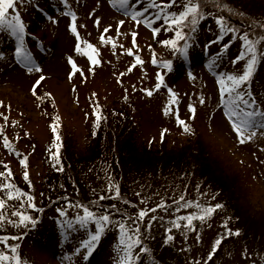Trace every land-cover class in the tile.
<instances>
[{"label":"rangeland","instance_id":"rangeland-1","mask_svg":"<svg viewBox=\"0 0 264 264\" xmlns=\"http://www.w3.org/2000/svg\"><path fill=\"white\" fill-rule=\"evenodd\" d=\"M14 1L16 10L25 14H20L22 20H28V28L35 34L29 44L34 48L28 50L35 62L40 64L45 78L36 94H33L32 84L40 73H29L15 62L12 55L16 40L0 29V51L6 54L0 57L5 58L0 61V100L4 101L0 105V112L8 117L7 122L0 117V124L4 125L5 133L20 151V155L9 151L0 139V161L7 162L13 172L16 171V175L12 176L13 183L27 182L23 178L24 166L19 163L21 155H25L28 157L29 175L36 182V194L41 196L43 193L40 190L56 185L55 180L46 179L49 170L55 169L56 165L51 164L54 160L50 162L48 154L53 139L50 121L58 115L59 143L65 147L59 150L66 151L65 159L61 161L59 156L60 165L66 170L69 163L74 164L69 174L74 172L75 180L79 181L89 205L103 193L105 199L98 200L101 205H93L94 208L112 211L110 205H115L131 216L139 207L145 206L141 197L149 208L158 204L162 197L168 201L167 211L156 209L155 213L150 212L145 220L139 221L142 243L134 250L146 246L148 251L140 253L136 264H158L157 258L166 264H203L204 261L207 264H264V135L260 134L264 132V125H257V134L250 141L238 143L230 123L223 115V107L219 105V87L216 83L218 73H239L246 63V57L232 62L242 50L239 39L242 31L234 27L245 20L232 13L214 14L205 7L207 15L198 21L195 30L187 29L192 32L194 42L192 64L187 67L185 65L189 61H185L184 69L182 66L174 67L167 78L168 82L164 80L161 88L149 96L143 88L154 89L155 77L163 65L153 64L151 54L163 57L162 60L175 56L169 46L159 43L174 34L171 30H161L153 35L142 17L139 23L134 22L131 16L125 15L124 10L110 0H68L67 5L64 0ZM143 1L136 7L142 6ZM258 1L234 0V5L255 7L260 9L256 13L263 15L264 0H261L263 3ZM129 3L134 4L135 0H129ZM169 7L179 9L181 5ZM69 10L77 14L76 25L81 40L90 41L99 48L101 63L91 66L84 49L81 52L75 50L76 34L68 27L72 23ZM217 15L225 16L226 25L235 31L221 33L215 21ZM96 17H100L99 24ZM122 19L125 23L119 26L117 35L116 26ZM107 25H112V28L105 35L113 36L115 47L113 42L102 43L99 39ZM155 27L163 28L164 21L161 20ZM132 32L137 33L135 45L132 44ZM218 36L220 40L216 39ZM226 43L228 47H222ZM128 47L133 48L134 54L125 51ZM258 49V69L253 71L251 80L241 87L246 92L248 89L251 91V99L256 101L255 107L264 108V43ZM135 55H139L143 63H135ZM69 56L83 69V77L74 74L69 78ZM181 58L186 60L181 56L178 60L181 61ZM210 61H214L212 67H209ZM129 65H132L131 71L128 70ZM90 66L94 67V71H89ZM189 72L192 73L191 78ZM120 73L123 75L118 81ZM5 85L12 89H4ZM14 87L22 89L24 94H18ZM169 87L177 93L179 111L182 118L191 124V132H185L176 123L174 111L164 114L163 109L170 99ZM201 96L205 98L203 104L200 103ZM63 98H69L70 103L62 101ZM90 98L103 104L100 124L106 112H110L116 115H111V119L106 118L105 125L118 122L121 129L112 128L104 132L99 124L93 135L95 117ZM188 103L196 108L194 118L189 116ZM15 117L18 122L13 125L11 120ZM195 128L198 134L193 133ZM164 129L167 131L162 132ZM220 132L229 140L230 146L221 142L218 136ZM100 135L107 137L109 145L97 141ZM115 153L120 154L121 158ZM88 157L90 161L86 160ZM118 161L122 162L123 171L118 172ZM3 170L4 165L0 164V171ZM66 174L67 171L63 172L61 179L64 183L68 181L65 180ZM110 179L114 185H119V197H113L108 190ZM68 186L66 183L65 188ZM3 194L4 190H0V196ZM56 195L52 191L48 199L43 200V206H47L44 214L38 215L37 209L25 207L30 215L39 217L35 226L16 228L4 222L5 228L0 230V234L17 236L16 240L10 239L9 242L19 245L18 252L29 264H115L118 247H122L119 245V229L115 225L106 228L101 241L85 260V249L77 252L76 248L89 232L94 231V222L85 228H62L61 222L65 218L59 215L57 209L64 208L69 216L76 209L68 208L66 201L71 199H65L63 206H53ZM179 195H184L185 200L199 199L201 203H222L223 207L215 209L203 222L195 220V228L188 229L186 237L183 228H171L173 239L166 244L164 237L167 235L165 228H169L168 218L196 210L194 205H189L177 213L175 209L178 205H173L172 201ZM18 205V200H8L5 215L18 219L11 215L12 209ZM113 215L122 213L113 211ZM152 215L158 219L149 226L146 221ZM225 220L228 221L227 227L239 228L240 232L225 236L212 258L208 259L211 244L217 236L224 234ZM21 232L23 235H20ZM197 233L200 235L199 241Z\"/></svg>","mask_w":264,"mask_h":264},{"label":"snow or ice","instance_id":"snow-or-ice-1","mask_svg":"<svg viewBox=\"0 0 264 264\" xmlns=\"http://www.w3.org/2000/svg\"><path fill=\"white\" fill-rule=\"evenodd\" d=\"M111 3L119 5L123 10L124 14L131 16L132 20L136 23H139V19L142 17L144 23L147 24L153 33V35L159 33L161 30L169 31L171 30L174 34L169 37L159 41L161 45L169 46L172 50L173 55L179 54L180 56L187 57L189 55V46L191 42L192 32H189L187 29L191 28L195 30V26L198 21L207 15L205 11V0H147L148 8L155 9L154 13L148 12V8L140 6L137 8V5H141V0H135L134 4H130L129 0H110ZM65 5L68 4V0H64ZM181 5L179 9L175 7L170 8L169 6ZM15 3L14 0H0V29H4L9 35L15 38L16 44L14 47V55L17 61L22 62L26 67L29 73L36 71L40 73L32 84V92L36 94L38 86L44 80V75L41 70L39 63L35 62V59L30 50L25 47V33L26 26L24 21L18 12H15ZM13 9V13L9 14V9ZM72 23L68 25L73 33L76 34V45L75 50L81 52L82 48L87 57V60L90 62L91 66L101 63V60L98 58L99 48L95 44L87 40H81L80 34L77 30L76 18L77 14L74 11L69 10ZM163 17L164 27L159 28L152 25V20H159ZM151 17V19H150ZM96 23L99 24L100 17H96ZM215 21L219 26L220 32L224 33L225 31H235L233 28H229L225 23V16L217 15ZM125 21L122 19L118 21L116 26L117 35L120 32V25H123ZM264 28V25H260ZM112 28V25H107L104 27L103 31L100 33V41L103 42H113V47H115V41L113 36L105 35L108 33L109 29ZM132 44H136V32H132ZM220 40L221 37L216 38ZM239 39L242 41V50L240 55L236 56L233 63L241 60V57H246V63L242 71L239 73L227 72V73H218L216 78V83L219 85V105L223 107V115L227 118L230 123L231 129L235 133L236 141L240 144H243L245 141H250L253 136L257 134V125H264V108L255 107L256 101L250 99L251 93L246 92L242 89V85H245L248 82L253 74L254 67L259 56L258 46L261 43H264V35H257L253 38V35L249 32L239 33ZM211 43V42H209ZM86 46V47H84ZM151 48V45H149ZM224 48L228 47V44L223 45ZM125 51L129 54L133 53V48L128 47ZM5 53L0 51V57H5ZM68 62L71 65V71L68 73L69 78L74 74L84 76L83 69L79 68V65L72 56L68 57ZM135 63H143L139 55H135ZM152 63H162L165 67L171 68L173 61L170 59H163L158 61L155 58L153 53ZM214 61L209 62V67H212ZM89 67V71H94V67ZM128 70H132V65H129ZM123 73L117 76V80H120V76ZM189 77H192V73H188ZM156 83L154 89L152 88H143V91L151 96L155 89H160L164 84V78L162 74L157 73ZM133 91H136L133 88ZM170 99L165 104L163 109L164 114L168 115L169 112L175 114L176 123L184 129L185 132H191L192 126L187 122L186 118H182L179 111L178 103L176 100L177 93L169 87L167 89ZM48 95H51L50 93ZM95 95V93H93ZM127 99V96H125ZM204 96L200 97V103H204ZM55 101H53V104ZM4 101L0 100V105H3ZM175 106V107H174ZM189 116L194 118L196 113V108L193 104L188 103L187 105ZM100 105L95 104L93 108V115L95 117L93 121V135L95 134V129L99 126L100 121L102 120V113L99 110ZM87 115V114H86ZM0 117H3L5 122H7L8 117L5 113L0 112ZM60 117L58 115L54 116L50 121V127L53 134V139L50 147L54 150L50 152V158L53 160H59V148L61 144V136L58 131ZM11 124L16 125L17 121L15 119L11 120ZM167 131V129L162 130ZM264 135V132L260 133ZM19 135L17 134V139ZM0 139L3 141V145L9 151L17 152V155H20L19 151L16 149L12 141L9 139L8 135L5 133V128L3 124H0ZM21 165L24 166L23 178L24 180H29L28 172V157L21 155L19 161ZM0 164L4 165V170L0 171V190H4V194L0 196V230L5 228V223L12 225L13 227L20 228L35 226L36 221L39 217L30 215L28 211H25V207L29 209H37L38 211H43V209H38L37 204L34 202V196L27 192L25 188L18 186L13 183L12 176L13 170L5 161H0ZM62 170V166H61ZM108 190L111 192L113 197L120 196V190L118 184H113L111 179L107 185ZM139 195V193H137ZM201 196L204 193H200ZM211 198V197H210ZM18 200V207L12 209L11 215L18 217V219H10L5 215V208L7 206L8 200ZM105 199L103 193L93 200L91 205L82 203V202H73L66 201L69 209H76L75 213L71 216L68 215V212L64 208L57 209L59 215L65 219L61 222V227L73 229L74 226L80 228H85L90 222H94V231L89 232L87 237L79 243V247L76 248L77 252H80L81 249H85L83 252V257L87 260L89 254L96 247V242L100 239L103 231L108 228L110 225H115L119 229L120 239L118 247V257L115 264H136V261L139 259L140 253H145L148 251L146 246L140 247L138 250H134L135 246L141 245L142 236H141V225L139 221L145 220L148 213H155L156 209H165L167 211L166 201L163 197L160 199L158 204L153 205L151 208L147 207L146 200L141 197L142 203L145 204L144 207H139L136 212L132 213L131 216L127 212H123L122 209L116 208L115 205H110L112 211L108 210H98L94 208L93 205H96L98 200L102 201ZM127 203H132V201H127ZM173 205H178L175 211L179 213L181 208H187L189 205L195 206V211H188L182 215L177 214L168 218L169 228H165L167 235L164 237V243H168L173 239L171 228L181 229L183 228L185 237L188 229L195 228L194 221L199 220L201 222L205 221L210 217L215 209L223 207L222 203H201L199 199L185 200L184 195H179L176 199L172 201ZM114 212H120L122 215H113ZM158 219L156 215H152L151 218L147 219V224L152 225L153 221ZM225 225L224 234L217 236V238L211 244V250L207 253L208 259H211L213 254L216 252L218 246L221 245L222 240L227 235L239 234L240 229H231L227 227L228 221H223ZM23 235V232L20 233ZM197 235V241L200 239L199 233ZM16 240L17 236L9 234H0V244L3 245L0 248V264H29L27 260L22 259L20 253L18 252L19 245L9 240ZM203 264H207V261H204ZM255 264V262H253Z\"/></svg>","mask_w":264,"mask_h":264},{"label":"trees","instance_id":"trees-1","mask_svg":"<svg viewBox=\"0 0 264 264\" xmlns=\"http://www.w3.org/2000/svg\"><path fill=\"white\" fill-rule=\"evenodd\" d=\"M258 2L263 3L261 0H259ZM205 7H207V9L215 12L214 14H216L218 12L219 13L226 12L228 14L232 13V14H235V15L243 18L245 20V22L243 21L242 24L239 23L238 25H235V28H237V31L241 30L243 32H249L253 35V38H255L257 35H264V28H262L260 26V25H264V17H263L264 13H263V15H262V13H260V14L256 13V12H259L260 9H256L255 7H250V6L248 7L245 4L234 5V0H205ZM118 127L121 129V126L119 125L118 122H116L114 125L102 124L101 125V128H102L101 131L103 130L104 132H107L112 128L114 130V128L116 129ZM96 139L99 143L109 145L110 141L106 142V140H108V139H107V137H104L103 135L98 136V138H96ZM62 148L63 147H61L60 149H62ZM63 149H65V147ZM65 152L66 151L59 150V156H61V161L63 159H65ZM191 154L193 155V153H191ZM115 155L121 158L120 154L115 153ZM194 156H195V154H194ZM89 158L90 157L86 158V160L90 161L91 159H89ZM195 158H196V156H195ZM59 160L58 161L54 160L51 163L53 165L56 164L55 169L49 170V173H48L47 179H46V180L50 179L51 181L55 180L54 183L56 185L50 186L51 189L50 188L45 189L46 191L40 190L43 193L41 196L36 194V182L33 181V179L31 178V175H29V180L31 181V184H29L28 181L27 182L23 181L24 184H22V182H20V181H16L15 184H17L20 187L25 188V190L27 192L31 193L34 196V202L37 204V208H39V209H44V206H43L44 201L43 200H47L52 191L57 194L56 198H55L56 201H62L63 199L68 198V199H71L73 202H82L85 204H89L90 202L89 201L87 202V200H85V197L81 192V189H80L79 184H78L79 181L75 180L76 178L74 177V172H73V174H69L72 171L71 169H73L74 164L69 163L68 164L69 167L66 168V170H65V167L62 168V170H61V165H60L61 161H59ZM120 163H122V162H119V165H117L118 172H120L121 170L123 171ZM66 171H67V174H66L67 178L65 180L69 181V182L66 181V183L69 184L68 188H65L66 183L61 181L62 176H63V172L66 173ZM53 172H55V174ZM220 188H222V187H220ZM44 196H45V198L43 199ZM36 197H38V198L36 199ZM97 204L99 206L101 205L100 202H97ZM261 220H262V218H261ZM261 229L263 230V228H261ZM157 260L159 261V259H157Z\"/></svg>","mask_w":264,"mask_h":264},{"label":"bare ground","instance_id":"bare-ground-1","mask_svg":"<svg viewBox=\"0 0 264 264\" xmlns=\"http://www.w3.org/2000/svg\"><path fill=\"white\" fill-rule=\"evenodd\" d=\"M3 88L4 89H12V87H10L9 85H5V86H3ZM15 88V90L18 92V94H24V91L22 90V89H20L19 87L18 88H16V87H14ZM60 98V97H59ZM62 101H66V102H68V103H70V99L69 98H63V99H61ZM101 132V131H100ZM219 138H220V140H221V142L223 143V144H225L226 146H230V144H229V140H227L225 137H223L222 135H221V132L219 133ZM219 190V189H218ZM220 191V190H219Z\"/></svg>","mask_w":264,"mask_h":264}]
</instances>
